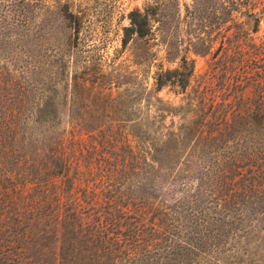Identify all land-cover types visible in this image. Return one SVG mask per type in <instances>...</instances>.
<instances>
[{
	"label": "trees",
	"instance_id": "1",
	"mask_svg": "<svg viewBox=\"0 0 264 264\" xmlns=\"http://www.w3.org/2000/svg\"><path fill=\"white\" fill-rule=\"evenodd\" d=\"M20 1L0 5V264H264V0H220L194 85L186 54L150 85L116 64L66 3L63 37L25 34ZM157 7L130 13L123 49ZM165 87L190 90L170 106Z\"/></svg>",
	"mask_w": 264,
	"mask_h": 264
},
{
	"label": "rangeland",
	"instance_id": "2",
	"mask_svg": "<svg viewBox=\"0 0 264 264\" xmlns=\"http://www.w3.org/2000/svg\"><path fill=\"white\" fill-rule=\"evenodd\" d=\"M17 1V0H15ZM10 3V0H0V5ZM29 8L27 17L33 19L34 27L28 32L11 31V33L43 34L50 37H63L67 30H63L59 8L66 3L69 10L78 14L81 18V30L79 36L85 37L87 43H97L99 50L109 56H117L116 64H124L129 70H143L148 72L147 83H152L151 74L155 70L153 63L163 61L164 68L177 66L181 55L186 54L188 58L194 59V77L190 84L194 85L207 68L209 56L195 54L191 51L190 42L193 35L199 29H205L208 19L217 15L220 0H27L20 1ZM157 5V13L154 14L155 21L152 22L151 32L154 34L150 39H138L136 36L121 47L123 27L130 25V13L139 9H148L152 12ZM244 18L241 17L240 20ZM158 20V21H157ZM40 24L39 27H35ZM160 28V31L156 30ZM262 27V24H261ZM262 32L259 31L258 35ZM170 46L173 52L170 61L164 56L165 45ZM156 53L155 60L148 63L139 61V54L147 50ZM152 62V63H151ZM191 87V86H190ZM175 92L168 87L159 91L158 96L164 100L166 105L177 106L185 101L187 92ZM176 116L168 115L166 122Z\"/></svg>",
	"mask_w": 264,
	"mask_h": 264
}]
</instances>
